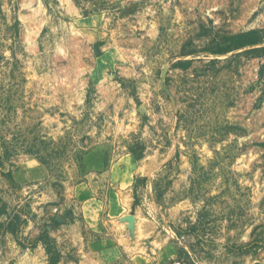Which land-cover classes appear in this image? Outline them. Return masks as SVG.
I'll return each mask as SVG.
<instances>
[{
  "label": "rangeland",
  "instance_id": "1",
  "mask_svg": "<svg viewBox=\"0 0 264 264\" xmlns=\"http://www.w3.org/2000/svg\"><path fill=\"white\" fill-rule=\"evenodd\" d=\"M253 49L264 0H0V264H95L74 190L119 181L162 263L264 264Z\"/></svg>",
  "mask_w": 264,
  "mask_h": 264
},
{
  "label": "crops",
  "instance_id": "2",
  "mask_svg": "<svg viewBox=\"0 0 264 264\" xmlns=\"http://www.w3.org/2000/svg\"><path fill=\"white\" fill-rule=\"evenodd\" d=\"M116 166H113L111 173L114 174ZM125 172L134 174V167H124ZM90 183L79 185L74 190V196L80 202V213L88 232L85 236H92L88 244L89 258L95 264H168L174 260L178 253L176 248L167 246L170 254L168 263H162L160 257L155 256L157 252L153 240L152 230L143 226L142 219L135 217L134 229L126 222L125 207L121 204L123 190L128 189L133 182L125 186L118 182V191L110 195V199L99 198V186ZM123 189V190H122ZM133 189H131V192ZM116 198V199H115ZM108 213L104 219V213ZM160 253V252H159Z\"/></svg>",
  "mask_w": 264,
  "mask_h": 264
},
{
  "label": "trees",
  "instance_id": "3",
  "mask_svg": "<svg viewBox=\"0 0 264 264\" xmlns=\"http://www.w3.org/2000/svg\"><path fill=\"white\" fill-rule=\"evenodd\" d=\"M255 33L256 32H252V33H248L245 36H243L245 39H247L244 43H238V41L240 39L238 36L231 38L230 39V42H231L230 46L231 47L226 51V53L233 52V51H236L238 49H241V48H244L247 46L255 45L254 41L252 40V37ZM260 52H264V49H253L250 51L251 54H258Z\"/></svg>",
  "mask_w": 264,
  "mask_h": 264
},
{
  "label": "water",
  "instance_id": "4",
  "mask_svg": "<svg viewBox=\"0 0 264 264\" xmlns=\"http://www.w3.org/2000/svg\"><path fill=\"white\" fill-rule=\"evenodd\" d=\"M125 220L129 223V227L131 229H134V224H135V217L134 216H127Z\"/></svg>",
  "mask_w": 264,
  "mask_h": 264
},
{
  "label": "built area",
  "instance_id": "5",
  "mask_svg": "<svg viewBox=\"0 0 264 264\" xmlns=\"http://www.w3.org/2000/svg\"><path fill=\"white\" fill-rule=\"evenodd\" d=\"M173 264H189L187 261L177 260Z\"/></svg>",
  "mask_w": 264,
  "mask_h": 264
}]
</instances>
